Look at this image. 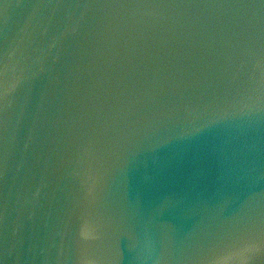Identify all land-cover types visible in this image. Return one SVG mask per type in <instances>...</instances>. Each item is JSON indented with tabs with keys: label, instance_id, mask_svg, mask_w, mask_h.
I'll return each mask as SVG.
<instances>
[{
	"label": "water",
	"instance_id": "water-1",
	"mask_svg": "<svg viewBox=\"0 0 264 264\" xmlns=\"http://www.w3.org/2000/svg\"><path fill=\"white\" fill-rule=\"evenodd\" d=\"M0 264H264V0H0Z\"/></svg>",
	"mask_w": 264,
	"mask_h": 264
}]
</instances>
